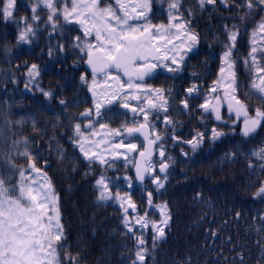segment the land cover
I'll list each match as a JSON object with an SVG mask.
<instances>
[{
	"label": "trees",
	"instance_id": "16d2710c",
	"mask_svg": "<svg viewBox=\"0 0 264 264\" xmlns=\"http://www.w3.org/2000/svg\"><path fill=\"white\" fill-rule=\"evenodd\" d=\"M35 2L16 0L13 19L0 18V174L12 176L14 182L19 181L18 173L8 170L6 160L11 154L18 167L28 169V158L18 154L26 148L34 162L39 155L52 159L47 178L58 198L65 236L62 243L67 245V253L76 258L75 264H133L134 261L140 264L135 255L139 250L135 236L141 234L147 249L144 264H264V197L255 195L264 184V168L261 167L264 160L251 154L264 147V125L252 136L243 137L242 122L233 123L235 115L229 114L226 102H221L222 119L219 121L214 112H206L200 107L206 98L223 96L222 90L213 93L210 89L220 76L229 31L238 30L236 46L232 50L238 95L249 105L250 113L257 107L264 110V104L255 95L250 99L244 96L252 91L254 79L244 61L253 46L252 33L264 18V11H260L264 5L257 4L251 15H246L250 11L246 0H216L203 7L199 0H179V9L171 10L174 15L182 14L183 19L190 21L189 30L197 34L198 43L187 54L180 71L170 72L167 67H158L153 76L143 82L148 87L164 89L169 101L167 113L160 112L159 119L155 114L149 117L162 136L157 145H162L165 152L161 157L157 146L155 163L160 164L163 160L169 169L163 177L155 170L146 184L137 185L132 173L133 164L122 157L112 161L109 167L90 163L70 149V153H63V146H50V130L65 132L63 119L68 113L59 100H66L67 94L61 96V92L81 91L85 96L89 95L87 86L68 88V83L57 79L80 78L90 73L84 66L70 69V76H66L64 70L57 73L56 69L50 75V50L54 57L64 52L70 58H78V63H83L86 54L81 57L80 50L73 47L74 37H83L78 25L67 24L61 17L53 29L51 23H46L48 9L43 5L37 9L40 20L29 19L36 28L32 42L17 44L18 31L24 27L17 21L21 17H31ZM172 2L152 0L149 19L153 25L168 23ZM58 45L64 46L62 51ZM257 56H260L259 52ZM260 63L264 64V60ZM32 64L39 67L38 78H54L51 85L55 95L52 98L40 92L24 94L22 83L27 84L24 78ZM38 83L43 85L46 81L40 79ZM194 84L197 91L189 96L186 90ZM183 100L188 101V108H184ZM215 103L212 99L211 104ZM85 107H88L87 98ZM50 109H55L52 112L56 116L54 122H50ZM165 115L171 119V124L164 123ZM134 116L143 120L142 116ZM104 119L103 123L113 129L132 122L131 116L121 109L116 120ZM21 120L23 123H16ZM213 128L224 135L213 140ZM197 132L205 135L203 143L193 152L186 141L192 140ZM13 141H19V144L13 145ZM137 141L140 150L141 143ZM101 174L111 178L109 187L113 194L116 191L130 193L138 214L142 216L148 212L149 218L158 224L163 216L159 208L148 207V194L152 193L154 206L167 205L168 224L160 225L164 227L165 235L155 241V246V232L151 226L141 228L131 221L136 233L133 236L122 223L124 214L119 202L98 199L96 180ZM124 177L131 178V187ZM154 177L160 178L163 188L152 183Z\"/></svg>",
	"mask_w": 264,
	"mask_h": 264
},
{
	"label": "snow or ice",
	"instance_id": "6c2138e0",
	"mask_svg": "<svg viewBox=\"0 0 264 264\" xmlns=\"http://www.w3.org/2000/svg\"><path fill=\"white\" fill-rule=\"evenodd\" d=\"M206 3L214 4L216 0H199L201 7ZM257 4L264 5V0H246V7L250 10L246 15H251V10ZM40 5L48 9L46 23H51L53 29L58 26L61 17L65 23H75L83 29V37L79 35L74 37L73 47L87 55V64L91 67L92 74V86L89 90L93 92L94 107L80 114L82 117L89 118V122L84 125L88 131L82 130L81 123H76L72 143L79 147V151L90 163L98 162L111 167L112 161L122 157L126 162L134 165L136 179L143 181L146 174L155 171L152 164L154 147L158 146L159 155L165 156L163 146L157 145L162 136L157 132L155 123L150 121L149 117L155 114V118L159 119L160 112L167 113L169 110L165 90L148 87L143 81L158 67H167L170 72L180 71L185 57L198 43L197 34L189 30L190 21L183 19L182 14L174 15L171 11L179 9V0H173L169 4L168 23L159 25H153L149 19L152 0H36L31 10V17H21L17 21L18 25L20 23L24 25L18 31L17 44H29L32 42L31 38L35 37L36 28L29 23V19L31 21L40 20V15L37 14ZM15 8L16 0H0V18L5 21L13 19ZM260 11H264V8ZM258 32L264 33V18L260 20L252 33L253 46L248 58L244 61L254 75L251 81L252 91L244 93V96L250 99L255 95L261 104H264V64L260 63V60H264V45L256 43L255 37ZM237 36L238 30L229 31V43L224 46L226 50L219 69L220 76L213 82L210 89L213 93L222 90L223 96L206 98L205 103L200 107L206 112L209 110L214 112L215 119L219 121L222 119L221 102H226L229 114L235 115L233 123L242 122L241 135L250 137L264 125V110L257 107L250 113L249 105L238 95L239 85L234 70L235 61L232 58ZM91 37H94L95 43L89 42L88 38ZM58 47L61 51L64 48L63 45H58ZM49 55H51V50ZM170 65H175V67ZM39 75L38 65L32 64L28 68V76L35 80ZM100 75L105 78L107 85L104 93H101L107 96L106 101L95 99L97 96L96 78ZM85 79L81 76L82 81ZM41 91L45 97H53L52 92L42 89ZM186 91L191 96L197 91V86L194 84ZM212 99L216 101L214 105L211 104ZM114 101L118 102L120 107L130 109L135 115L142 116L143 120H137L134 116L131 123H122L115 129L107 124L99 123V118L102 116L101 109L106 103L112 104ZM131 101H135L136 105L133 106ZM181 103L184 108H188L187 100ZM59 104L67 106V102L63 99L59 100ZM93 115L96 123L99 124V129L103 131L96 130L91 119ZM163 120L165 124L172 123L167 115L163 117ZM16 123L21 124L23 121ZM204 135L202 132H197L192 140L186 141L191 145L193 152L203 143ZM222 135L224 133L215 128L212 129L211 138L213 140ZM140 137H143L140 145L143 150L139 151L140 159L136 160L131 154L138 151V144L134 141ZM117 138L120 139L117 140ZM24 143L27 146V139ZM18 144L19 141H13V145ZM121 149H126V151H121ZM18 154L28 158V169L18 167L11 154H8L6 163L9 171L18 173L19 181L14 182L12 176L5 177L0 174V264H65V261L68 264H75L76 258L67 253V245L62 243L65 236L58 208V198L52 190L47 174L42 173V170L36 167L27 148ZM251 154L264 160V147L254 150ZM167 167L168 164L162 160L159 171L165 172ZM261 167L264 168V165ZM26 172L29 174L26 175ZM32 172L41 176L42 179L38 180L35 176H31ZM110 179L101 174L96 180L99 188L98 199L119 202L124 213L122 223L135 236L128 212L129 209L137 212V206L132 202L130 193L122 194L116 191L113 194L109 187ZM124 179L131 187V178L124 177ZM152 183L156 184L157 188L164 186L159 177H154ZM255 195L264 197V184L260 186ZM147 203L149 208H159L163 219L158 224L149 218L148 212H145L142 216L137 213L134 220L141 228L152 227L155 232L153 237V246H155V241L165 235L164 227L160 225L168 224L167 205L154 206L151 192L148 194ZM136 242L139 246V250L135 253L136 260L144 264L147 249L144 247L146 241L143 234L137 237ZM133 264L136 262L134 261Z\"/></svg>",
	"mask_w": 264,
	"mask_h": 264
},
{
	"label": "flooded vegetation",
	"instance_id": "af4514ba",
	"mask_svg": "<svg viewBox=\"0 0 264 264\" xmlns=\"http://www.w3.org/2000/svg\"><path fill=\"white\" fill-rule=\"evenodd\" d=\"M140 23H142V21ZM80 56L83 57L84 53L80 52ZM187 57H188V55L185 58H187ZM78 61H79L78 58H76V57L70 58V56H67L64 52H62L57 57H54L51 54L50 55V75L54 74L55 69H56L57 73H62V71L64 70V72L67 73L66 76H70L69 75L71 73L70 69L76 70L77 68L83 67V63H78ZM90 71H91V69H90ZM154 72H155V70H154ZM154 72L150 76H153ZM75 73H77V72H75ZM82 76H84L86 79L90 78L92 80V74L91 73H90V76L88 74H83ZM145 78H147V77H145ZM40 79L42 81H46L45 84L47 86L45 84L40 85L38 83V81ZM59 79L61 81H64L65 83H69L71 80H74L77 82V80H78V78H58L57 80H59ZM79 79L81 80V78H79ZM102 79H104V77L102 75L97 76L96 82H100V80H102ZM53 80H54V78H38V77H36L35 80H32L31 78H24V82L27 84L22 83V90H23L25 95H33V94H35V92L42 93V91H41V89H42L43 91L52 92L53 96H54L55 95V89L51 85V82ZM26 85H27V88L30 89V91L26 88ZM78 86H76L74 84L71 85L69 83L68 88H70V87L79 88ZM101 86L103 87L102 84H101ZM88 92H89L88 93L89 95H86V96L84 95L85 92H81V91H78V92L77 91L61 92V96H64L65 94H67V97H66L67 99L65 100L67 102V106L63 107L65 109L64 111L68 113L66 116H64V119H63L65 121V123H64L65 132H62V131L54 132V131L50 130V146L51 145H60V146H63V151H62L63 153H70V151H69V149H70L72 152H76L77 154L83 156V154L79 151V147L72 143V138L75 136L74 125L76 123H81L82 130H84L85 132L88 131L87 129L84 128V125H86L89 122V118L82 117L80 115L86 109H90V108L94 107L93 92L90 90H88ZM41 95H43V94H41ZM85 98H87L88 107H85ZM95 99H99L98 95L96 96ZM106 99H107V96L105 95L102 98H100L99 100L106 101ZM54 111H55V109H50V122H54V120L56 119V116L52 113ZM118 111H119V103L118 102L114 101L112 104L106 103L105 107L101 109L102 116L99 118V123H103L104 117L107 120L108 119L116 120ZM123 111L129 113L125 109H123ZM129 114H131V113H129ZM91 119L93 120V123L95 125L96 130L97 131H103V130L99 129V124L96 123V118L94 115ZM98 138L96 137V139H98ZM67 148H68V151H66ZM35 160H36L35 161L36 167L40 168L42 170V173L47 174V171L49 169H51V167H52V159L51 158L49 159L48 156H40L39 155V156H36ZM30 175L35 176V177H41V176H37V174L34 172L30 173Z\"/></svg>",
	"mask_w": 264,
	"mask_h": 264
},
{
	"label": "rangeland",
	"instance_id": "374dc122",
	"mask_svg": "<svg viewBox=\"0 0 264 264\" xmlns=\"http://www.w3.org/2000/svg\"><path fill=\"white\" fill-rule=\"evenodd\" d=\"M79 27V26H78ZM80 28H81V26H80ZM81 30V32L83 33V29L81 28L80 29ZM92 39H93V37H92ZM254 38H252V40H253ZM255 40H256V43H261V44H263L264 45V33H260V32H258L257 33V35H256V37H255ZM169 55H171V53H169ZM27 78H30L29 76L27 77ZM84 82V81H83ZM88 83V82H87ZM86 83V84H87ZM85 84V85H86ZM96 84H97V87L95 88V91L98 93L97 95H98V97H99V99L100 98H102L103 96H105V95H102L101 93H104V91H105V89H106V87H107V85L105 84V78L104 79H102V80H100V82H96ZM101 84L103 85V87L101 86ZM85 85H83L82 83L81 84H79V86L81 87V88H84V86ZM88 85H91L92 86V83H90V84H88ZM89 88H90V86H89ZM134 102L135 101H131V103H132V105L134 104ZM123 112V111H122ZM131 120V119H130ZM98 138V137H97ZM99 139V138H98ZM117 140H119L118 138H117ZM135 143H137L138 144V142L137 141H134ZM103 147V146H102ZM138 148H139V144H138ZM121 151H126V149H121ZM138 152V151H137ZM136 152V153H137ZM136 153H132L131 155H132V157H133V155H135ZM109 159H111L110 157H109ZM38 180H41L42 178L41 177H36ZM45 186H47V185H45ZM137 215V214H136ZM136 215H133V214H130L129 215V218L131 219V221H133L134 223H135V220H134V217H136Z\"/></svg>",
	"mask_w": 264,
	"mask_h": 264
},
{
	"label": "water",
	"instance_id": "95a60500",
	"mask_svg": "<svg viewBox=\"0 0 264 264\" xmlns=\"http://www.w3.org/2000/svg\"><path fill=\"white\" fill-rule=\"evenodd\" d=\"M176 42H177V41H176ZM125 79H126V78H125ZM140 140L143 142V137H140ZM144 143H146V142H144ZM156 156H157V153H156V147H154L152 160L155 159ZM139 159H140V157H139V153H138V155H137V159H136V160H139ZM159 167H160V166H159ZM159 167L157 168V172H158V174H159L160 176H164L165 173H166V171L168 170L169 167H167V169H166L165 172H160V171H159ZM133 174H134V177H135V181H136V183H137L138 185H143V184H145V183L148 181L149 176H150V174H146L145 179H144L143 181H139V180H137V179H136V174H135V167H133ZM136 239H137V237H136ZM137 245H138V244H137ZM138 247H139V246H138Z\"/></svg>",
	"mask_w": 264,
	"mask_h": 264
}]
</instances>
